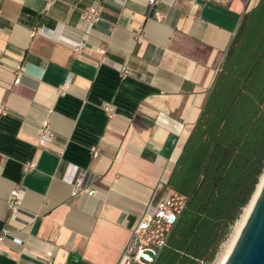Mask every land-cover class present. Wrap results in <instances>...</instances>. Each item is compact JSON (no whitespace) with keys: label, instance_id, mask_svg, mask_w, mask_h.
<instances>
[{"label":"crops","instance_id":"1","mask_svg":"<svg viewBox=\"0 0 264 264\" xmlns=\"http://www.w3.org/2000/svg\"><path fill=\"white\" fill-rule=\"evenodd\" d=\"M259 2L0 0V264L118 263ZM90 6L101 19L87 31ZM72 177L95 193L73 195Z\"/></svg>","mask_w":264,"mask_h":264},{"label":"trees","instance_id":"2","mask_svg":"<svg viewBox=\"0 0 264 264\" xmlns=\"http://www.w3.org/2000/svg\"><path fill=\"white\" fill-rule=\"evenodd\" d=\"M264 173V0L246 12L168 183L186 206L154 264H211Z\"/></svg>","mask_w":264,"mask_h":264},{"label":"built area","instance_id":"3","mask_svg":"<svg viewBox=\"0 0 264 264\" xmlns=\"http://www.w3.org/2000/svg\"><path fill=\"white\" fill-rule=\"evenodd\" d=\"M48 4H52L57 0H46ZM152 3L155 0H150ZM0 9V15H1ZM158 17L162 15L158 13ZM83 18L87 22V31H91L95 24L101 19V11L96 6H90L83 11ZM138 40L142 41L144 38L143 28L140 27L137 31ZM83 45L75 43V51H82ZM25 67L20 65L16 69L15 83L21 81V74ZM122 71L130 73L129 67H123ZM67 87H64L65 90ZM107 111L111 108L107 107ZM0 111L4 112L5 107L0 106ZM55 137V131L51 128L48 120L43 123L40 128L41 145H46ZM37 167V162H27L24 164L26 172L31 171ZM73 187V195L80 192L94 194L95 190L85 185L83 177L65 178ZM22 191L20 189L13 190L9 198V206L13 211H16L20 205ZM187 196L169 185L168 180H161L150 200L147 202L144 212L132 227L131 237L118 261L117 264H154L159 257L161 251L166 246L169 236L175 226L180 214L186 206ZM7 230L0 233V245L6 239ZM46 264H54L52 258L46 260Z\"/></svg>","mask_w":264,"mask_h":264},{"label":"water","instance_id":"4","mask_svg":"<svg viewBox=\"0 0 264 264\" xmlns=\"http://www.w3.org/2000/svg\"><path fill=\"white\" fill-rule=\"evenodd\" d=\"M224 264H264V182Z\"/></svg>","mask_w":264,"mask_h":264},{"label":"bare ground","instance_id":"5","mask_svg":"<svg viewBox=\"0 0 264 264\" xmlns=\"http://www.w3.org/2000/svg\"><path fill=\"white\" fill-rule=\"evenodd\" d=\"M264 182V173L261 177V181L258 185V188L255 192V194L253 195L251 201L249 202V204L244 208L240 218L236 221L235 225H234V229L230 235V237L228 238V240L226 242H224L222 244V247H221V251H220V254H219V261L217 264H224V262L226 261V259L228 258L230 252L232 251V248L234 247L235 245V242L241 232V229L242 227L244 226L252 208H253V205L255 203V200L259 194V191L261 189V186Z\"/></svg>","mask_w":264,"mask_h":264},{"label":"rangeland","instance_id":"6","mask_svg":"<svg viewBox=\"0 0 264 264\" xmlns=\"http://www.w3.org/2000/svg\"><path fill=\"white\" fill-rule=\"evenodd\" d=\"M233 229H234V226L232 227L231 233H232ZM231 233H230V235H231ZM230 235L228 236V238L230 237ZM228 238L224 242H226L228 240ZM222 244L220 245L219 251H218L215 259L211 262V264H217L218 263V261H219V254H220V251H221Z\"/></svg>","mask_w":264,"mask_h":264}]
</instances>
